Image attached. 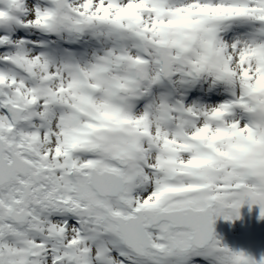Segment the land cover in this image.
<instances>
[{
	"label": "snow or ice",
	"instance_id": "snow-or-ice-1",
	"mask_svg": "<svg viewBox=\"0 0 264 264\" xmlns=\"http://www.w3.org/2000/svg\"><path fill=\"white\" fill-rule=\"evenodd\" d=\"M245 202L264 0H0V264H248Z\"/></svg>",
	"mask_w": 264,
	"mask_h": 264
},
{
	"label": "rangeland",
	"instance_id": "rangeland-1",
	"mask_svg": "<svg viewBox=\"0 0 264 264\" xmlns=\"http://www.w3.org/2000/svg\"><path fill=\"white\" fill-rule=\"evenodd\" d=\"M244 205L249 206V204L245 202L241 206V208ZM250 207H253V206H250ZM253 208L256 210H260V206L258 208L257 207H253ZM241 216L242 214L240 212V216L237 219L225 220L223 218V221H220V222H224L223 226L225 228L223 232L224 239L222 242L232 249L240 250V251H243V250L248 251L249 246L251 245L253 246V239H254L256 230L259 227L253 228L250 224L245 222Z\"/></svg>",
	"mask_w": 264,
	"mask_h": 264
},
{
	"label": "water",
	"instance_id": "water-1",
	"mask_svg": "<svg viewBox=\"0 0 264 264\" xmlns=\"http://www.w3.org/2000/svg\"><path fill=\"white\" fill-rule=\"evenodd\" d=\"M246 212L250 215H252V217H255L256 219V222L258 223H262L263 224V228L258 232V236L261 237L264 241V218H258L257 216L260 215V212L259 214L258 213H255L252 209H247ZM215 225V223H214ZM262 250L264 251V242L262 243Z\"/></svg>",
	"mask_w": 264,
	"mask_h": 264
},
{
	"label": "clouds",
	"instance_id": "clouds-1",
	"mask_svg": "<svg viewBox=\"0 0 264 264\" xmlns=\"http://www.w3.org/2000/svg\"><path fill=\"white\" fill-rule=\"evenodd\" d=\"M247 261H248V264H256V256L251 254V253H247Z\"/></svg>",
	"mask_w": 264,
	"mask_h": 264
},
{
	"label": "bare ground",
	"instance_id": "bare-ground-1",
	"mask_svg": "<svg viewBox=\"0 0 264 264\" xmlns=\"http://www.w3.org/2000/svg\"><path fill=\"white\" fill-rule=\"evenodd\" d=\"M251 206H253V207H259L257 204H253V205H251ZM219 218H217L216 220H218ZM221 219H223V217H221ZM224 231V227L221 225V224H219V230H218V233H217V237L219 238L220 236H221V233ZM254 255V254H253Z\"/></svg>",
	"mask_w": 264,
	"mask_h": 264
}]
</instances>
